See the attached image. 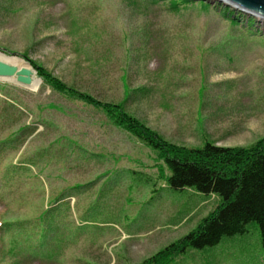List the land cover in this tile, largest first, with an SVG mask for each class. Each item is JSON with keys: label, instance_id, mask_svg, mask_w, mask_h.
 <instances>
[{"label": "rangeland", "instance_id": "obj_1", "mask_svg": "<svg viewBox=\"0 0 264 264\" xmlns=\"http://www.w3.org/2000/svg\"><path fill=\"white\" fill-rule=\"evenodd\" d=\"M226 5L0 0V49L123 104L170 142L246 146L264 137V21ZM43 83L0 80V224L12 223L0 264H142L218 205L168 185L159 152L106 109ZM173 264H264L260 228Z\"/></svg>", "mask_w": 264, "mask_h": 264}, {"label": "trees", "instance_id": "obj_2", "mask_svg": "<svg viewBox=\"0 0 264 264\" xmlns=\"http://www.w3.org/2000/svg\"><path fill=\"white\" fill-rule=\"evenodd\" d=\"M222 9L224 12L235 11L228 5ZM253 18L249 21H253ZM232 21L238 20L232 18ZM25 58L35 66L44 85L68 97L106 109L114 123L157 150L169 170L165 177L168 185L176 189L190 188L218 198V205L193 230L142 264H173L190 249L215 246L225 237L246 233L251 222L258 224L264 248V137L246 146H224L212 140H206L200 147L176 144L129 114L123 104L102 102L52 75L28 56L25 55ZM3 101L6 107L16 108L11 102ZM11 224L6 221L0 226L8 231ZM17 243V239L12 241L14 246L11 251Z\"/></svg>", "mask_w": 264, "mask_h": 264}, {"label": "water", "instance_id": "obj_3", "mask_svg": "<svg viewBox=\"0 0 264 264\" xmlns=\"http://www.w3.org/2000/svg\"><path fill=\"white\" fill-rule=\"evenodd\" d=\"M227 5L239 9L255 17L264 19V0H221ZM0 53L8 56L4 49H0ZM21 59L27 64L19 67L16 64L5 61L0 56V80L9 81L15 85L29 89L31 91H38L43 83L41 77L38 75L37 70L31 65L30 61L24 55H20ZM35 79L39 83L35 84Z\"/></svg>", "mask_w": 264, "mask_h": 264}, {"label": "bare ground", "instance_id": "obj_4", "mask_svg": "<svg viewBox=\"0 0 264 264\" xmlns=\"http://www.w3.org/2000/svg\"><path fill=\"white\" fill-rule=\"evenodd\" d=\"M262 19H263V18H262ZM263 20H264V19H263ZM0 56H1V58H3L5 61L10 62V63H13V64H16V65H18L19 67H22V66H25V65L28 66V64H27L24 60L20 59V58L17 57V56H4V55H2L1 53H0ZM38 83H39V81H38L37 79H35V84L37 85Z\"/></svg>", "mask_w": 264, "mask_h": 264}]
</instances>
